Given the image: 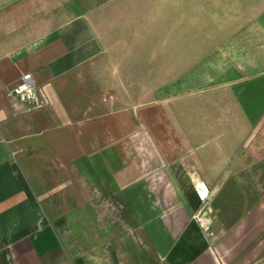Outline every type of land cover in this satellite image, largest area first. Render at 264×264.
<instances>
[{"label": "crops", "instance_id": "obj_1", "mask_svg": "<svg viewBox=\"0 0 264 264\" xmlns=\"http://www.w3.org/2000/svg\"><path fill=\"white\" fill-rule=\"evenodd\" d=\"M205 3L0 0V264H264V21L205 54Z\"/></svg>", "mask_w": 264, "mask_h": 264}, {"label": "rangeland", "instance_id": "obj_2", "mask_svg": "<svg viewBox=\"0 0 264 264\" xmlns=\"http://www.w3.org/2000/svg\"><path fill=\"white\" fill-rule=\"evenodd\" d=\"M204 31L190 29L191 37L205 46V54L211 50L220 53L227 49L228 39L240 28L253 22L264 21V0H206ZM183 31V30H182ZM188 31L185 30L184 32ZM175 32H181L175 31ZM164 36V31L159 30V37ZM197 48V47H196ZM221 48L222 51H221ZM149 52V47H143Z\"/></svg>", "mask_w": 264, "mask_h": 264}, {"label": "built area", "instance_id": "obj_3", "mask_svg": "<svg viewBox=\"0 0 264 264\" xmlns=\"http://www.w3.org/2000/svg\"><path fill=\"white\" fill-rule=\"evenodd\" d=\"M7 96L11 99L18 100L33 110L38 111L45 106V102L38 93L31 75L24 76L18 85L7 91ZM192 187L198 200L199 208L192 215L191 219L203 235L212 238L211 222L214 217V212L211 207V191L197 177L192 179Z\"/></svg>", "mask_w": 264, "mask_h": 264}]
</instances>
